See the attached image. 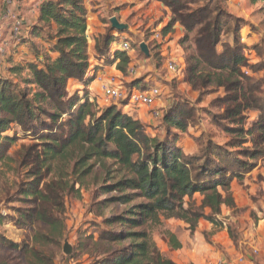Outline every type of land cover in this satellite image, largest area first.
I'll return each mask as SVG.
<instances>
[{
    "label": "trees",
    "instance_id": "trees-1",
    "mask_svg": "<svg viewBox=\"0 0 264 264\" xmlns=\"http://www.w3.org/2000/svg\"><path fill=\"white\" fill-rule=\"evenodd\" d=\"M154 1L171 13L162 29L164 35L174 24L184 31L186 41L194 33V53L182 62L184 82L193 91L223 90L221 121L214 125L240 138L234 148L246 143L255 147L235 154L197 137L198 151L187 153L180 145V135L173 133H186L195 120V111L187 102L173 104L163 114L162 137L150 135V126L121 107L100 108L87 91L97 69L102 68L89 63V44L93 43L101 62L115 64L124 74L130 55L110 48L123 31L113 30L108 21V33L101 40H92L82 0H46L39 7V25L28 27L23 34L44 31L47 48L36 55L39 49L22 34L17 44H27L34 54L25 68L27 76L21 77L24 68L10 67L9 75L19 80L0 77V163H14L25 170L15 195L26 207L15 211L18 226L32 230L30 246L24 243L17 248L1 236L0 245L19 250L28 262L54 264V255L45 257L35 246L60 240L65 228V198L79 200L82 190L100 178L94 194L106 198L95 203L96 213L99 215L101 206L125 210L104 218L105 229L97 230V237L85 238L97 257L91 264H175L161 253L155 231L161 230L160 238L171 250H178L180 243L164 227L170 220L183 221L190 233L199 221L224 228L218 219L222 208L236 211L233 181H242L254 168L252 162L264 157V148H258L264 144V80L253 77L259 63L243 54L236 33L239 25L233 24L229 44L221 41L227 28L223 11L207 5L193 8L195 0ZM258 2L264 0H251L252 4ZM137 50L143 57L139 46ZM150 56L163 61L158 53ZM70 81L82 87L80 92H68ZM140 83V78L131 80L128 91L138 89ZM252 112L255 118L246 128ZM26 138L31 143L20 145L10 155L11 148ZM97 168L102 172L99 177ZM226 229L229 233L228 225Z\"/></svg>",
    "mask_w": 264,
    "mask_h": 264
},
{
    "label": "rangeland",
    "instance_id": "rangeland-1",
    "mask_svg": "<svg viewBox=\"0 0 264 264\" xmlns=\"http://www.w3.org/2000/svg\"><path fill=\"white\" fill-rule=\"evenodd\" d=\"M193 8L207 5L213 10H221L225 13L224 22L227 28H224V35L222 42L231 44L233 37L232 26L237 23L239 25L237 37L241 45H243L245 54L251 62L254 64L259 63V68L253 77L264 80V3L258 2L252 4L251 0H195ZM83 2V0H82ZM88 6L92 7L93 13H98V16L94 18V22L90 21L89 32H91V39L97 37V40H101L105 33H108V21L111 18H116L120 24L125 26L123 33L118 35L116 41L126 40L135 49L134 53H131V63L126 73H115V64H110L108 61H100V57L97 58V54L94 51L93 43L89 44L88 57L89 63L93 66L102 65V68L97 69L95 74V81L87 87L89 99L94 102H98L100 108L106 107L101 100V85L104 78L114 77L117 81H120L126 89L131 79L140 78L143 83L139 88L142 90H149L156 88L159 92L158 99L154 108L160 113L157 119H154L153 125H151L147 131L150 135H157L162 137L165 133V128L161 125V118L163 114L169 109V107L176 103L187 102L192 106L195 111V120L188 127L186 133H177L180 139V145L187 151H198V146L194 141L197 137H202L205 140L209 139L214 144L226 148L228 151L238 154L241 149H251L255 147L253 143H246L241 148H234L237 145L238 138L236 135L225 133L222 128L214 125V122H220L221 118L218 117L222 113L220 107V99L224 96V91L220 89H204L199 91H193L185 82L182 76L177 73L168 72L164 67V62L158 57H151L156 54L154 49L156 43L152 42L151 36L153 33L161 31L159 23L164 20L159 18L155 20L153 24H148L144 20V14L138 11L135 3L123 4L119 6V3L111 0H87ZM116 5H118L117 8ZM116 8V9H115ZM166 9V8H165ZM167 10V9H166ZM157 11L163 14L162 9ZM120 13V14H119ZM171 19V13L167 10ZM160 15V17H162ZM89 21V20H88ZM169 22V21H168ZM229 26V29H228ZM46 30V28H44ZM44 37L41 38L45 41L46 33L38 30ZM115 35V33H114ZM186 34H180L176 38V42L173 44L172 55H174L178 64L183 62L186 57L194 53L192 40L194 33L188 34V40L184 39ZM96 39V38H95ZM93 42V41H92ZM31 43V41H30ZM32 43H37L32 41ZM144 43L150 46L148 58L142 57L137 50V47ZM22 44H18L9 41L5 54L0 57V77L18 79L15 76L9 75L10 67L24 68L21 77L27 76V70L25 69L28 60L24 59L22 51L18 50ZM39 47V44H35ZM115 46H111V50L115 49ZM221 47V46H220ZM218 47L220 51L221 48ZM36 55L43 53V51L37 50ZM34 56V54H33ZM102 57V56H101ZM31 61V60H29ZM104 63V64H100ZM1 64L3 66H1ZM5 65V66H4ZM9 65V66H7ZM9 67V68H7ZM7 68V69H5ZM129 69H132L133 73H129ZM92 69L89 70L91 75ZM19 80V79H18ZM138 88V89H139ZM82 87L76 82L75 84L69 83L67 90L69 93L80 92ZM160 102L165 103L164 108H159L157 104ZM113 106V105H111ZM119 108V107H118ZM250 120L246 123V128L249 127L250 121L255 118V114L252 112L248 115ZM45 120V119H44ZM31 139L26 138L19 140L14 147L9 151L10 155L19 148L20 145H28L31 143ZM258 148H264V144H260ZM247 159V158H246ZM255 163L257 170L253 173H259L263 169V175L258 174L256 181L264 180V157L259 159ZM98 177L102 174L99 168L96 169ZM25 179V170L17 169L14 163L4 165L0 163V236L4 237L8 242L15 245L17 248L21 245L28 244L30 246V239L32 237V230L25 228L21 225L18 226V214L16 209H24L25 204L19 202L18 196L15 195L17 186ZM90 183L89 187L82 190L81 198L79 200L72 197L65 198V209L63 214L64 231L60 240H53L46 246L37 244L35 248L42 253L45 257L55 256L54 264H91L97 257L93 254L92 249L86 245L85 238L89 235L97 237V230L104 228L102 220L104 218L112 217L113 214H119L125 207L110 206L103 207L99 211V215L96 213L95 203L105 199V196H98L94 193H98V187L101 181ZM197 198V202H198ZM251 203L249 204L248 201ZM235 201V200H234ZM241 205H249L254 213V218L246 216L241 210L233 211L227 208H222L221 214L218 217L222 220L224 225L229 227V237L233 242L232 257L242 255L245 263L249 264H264V189L259 188L256 191L247 192L246 195L240 197L238 201ZM238 204V205H240ZM237 205V204H236ZM183 222V221H182ZM208 223V222H206ZM257 224L260 225V240L255 243L254 247L258 252L255 254L252 248L246 247L241 244L250 233H255L252 229L257 228ZM173 227L174 224H172ZM169 227L168 223L164 224V227ZM105 229V228H104ZM114 230H118L117 226H114ZM188 230V229H187ZM161 231V230H159ZM159 231H155L154 239L157 245L161 248V240ZM246 234V235H245ZM163 241V240H162ZM65 243L71 247L70 255L63 253V246ZM81 250V251H80ZM89 251V252H88ZM69 256H72L69 258ZM0 264H34L28 262L26 258L18 250H12L0 245Z\"/></svg>",
    "mask_w": 264,
    "mask_h": 264
},
{
    "label": "crops",
    "instance_id": "crops-1",
    "mask_svg": "<svg viewBox=\"0 0 264 264\" xmlns=\"http://www.w3.org/2000/svg\"><path fill=\"white\" fill-rule=\"evenodd\" d=\"M45 1L46 0H0V28L2 30L3 36L8 39L9 25L7 22L2 20V15L5 13L6 10L12 11L14 14L20 17L26 24L27 28L33 27L35 25H39V7ZM111 1L119 3V6L123 4L131 5L135 3L138 8V11L141 12V14L145 15L144 20L147 21L148 24H153L155 20H159V18L164 17V20L159 23V28L162 29L167 25L168 21L170 20L167 10L161 4L157 3L154 0ZM83 5L88 11V22H94L93 20L98 16V13L96 14L91 11L92 7L88 6L87 0H83ZM117 6L118 5H116V7ZM159 8L164 10L162 11V15L160 11H157ZM160 15L162 17H160ZM52 29H54V27ZM89 29L90 25L88 24V33L91 34V32H89ZM183 33L184 31L177 24H174L171 29H169V32L167 33L166 37V52L171 53L175 50L173 48V44L176 42L177 36ZM23 35L26 36L25 38L27 39V41L37 42L39 44V47H37L39 50L41 49L42 51H44V49L47 48L46 40H41V38L44 37L42 33L35 32L31 35L29 33ZM18 50L22 51L21 53L22 55H24V59L28 60V62L33 58V55L28 49L27 44L21 45ZM50 55L53 56V54ZM1 66L3 65L1 64ZM114 72L119 73L116 70ZM72 82L73 84L76 83L75 81H70L69 83ZM95 103L98 105V102ZM164 104L165 103L160 102L157 105L159 106V108H164ZM123 112L131 115L133 118L139 120L140 122L148 126L153 125L154 118L150 114L149 110L146 108H138L132 110H128V108H126L125 110L123 109ZM185 151L190 154L193 153V151L189 152L186 149ZM257 167L255 165L254 168H252L248 173H246L243 176L242 181L234 180L231 186V192L235 200V205L237 204L236 211L241 210L246 216H250L252 218H254V213H252L253 211L249 207H247L249 205L247 204L243 207V205H241L238 201H240V197L242 198V196L246 195L247 192L253 193V191H256L257 189L259 190V188L260 190L261 188L264 189V180L258 181V183L256 181V177L258 176V174H260L261 176L263 175V169L259 173L257 172L258 174L253 173L255 170H257ZM247 201L249 204H251L249 200ZM167 223L170 225L168 227L169 230L176 237L181 247L178 250H171L168 245L161 240V248L159 246L158 248L160 249L161 253L169 257L175 264H217L219 262H222L223 264H249L245 263L242 255L236 256L235 258L232 257L233 242L229 237L226 225H224L225 227L222 229H217L211 224L206 223L205 221H199L193 233H190V231L187 230L188 225L182 221L170 220ZM172 224H174L175 227H173ZM257 225L258 226L256 229H252L255 233H250L247 237L244 238V240L241 241V244L246 245V247L248 248H252L254 253L258 252L257 248H255L254 245L257 240H260L259 237L262 233H260V225Z\"/></svg>",
    "mask_w": 264,
    "mask_h": 264
},
{
    "label": "built area",
    "instance_id": "built-area-1",
    "mask_svg": "<svg viewBox=\"0 0 264 264\" xmlns=\"http://www.w3.org/2000/svg\"><path fill=\"white\" fill-rule=\"evenodd\" d=\"M2 20L7 22L9 25L8 39L3 36L2 30L0 28V56L5 54V50L8 47L9 41L17 44L23 32L27 30V26L24 21L14 14L12 11L6 10L2 15ZM166 37L167 34H163L162 30L153 33L151 36L152 42L156 43L154 49L162 58L164 62V67L168 72L177 73L183 77V63H177L175 56L167 51L166 48ZM112 46H115L111 52L123 51L128 54L134 53L131 49L130 44L126 40L117 41ZM150 51V46L146 45ZM150 54V53H149ZM129 73H133L132 69L128 70ZM247 74V72H245ZM158 90L152 88L149 90L142 89H132L130 92L124 87V85L117 81L114 77L104 78L101 85V100L105 106L114 105L116 107H121L122 109L128 108V110L146 108L149 110L150 114L154 119L160 116V113L154 108L156 101L158 99ZM256 254V252H255ZM217 264H223L219 262Z\"/></svg>",
    "mask_w": 264,
    "mask_h": 264
},
{
    "label": "water",
    "instance_id": "water-1",
    "mask_svg": "<svg viewBox=\"0 0 264 264\" xmlns=\"http://www.w3.org/2000/svg\"><path fill=\"white\" fill-rule=\"evenodd\" d=\"M109 23H110V26L113 30H116V31H124L125 30V26L123 24H120L118 22V20L114 17L109 20ZM139 49H140V52L144 55V57L148 58V56H149L148 47L144 43L139 45ZM63 253L65 255H70V253H71V247L68 245V243L64 244Z\"/></svg>",
    "mask_w": 264,
    "mask_h": 264
}]
</instances>
